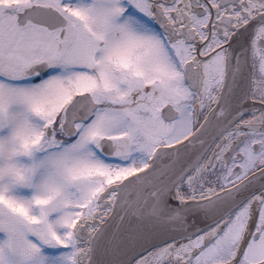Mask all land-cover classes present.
<instances>
[{
	"label": "snow or ice",
	"instance_id": "1",
	"mask_svg": "<svg viewBox=\"0 0 264 264\" xmlns=\"http://www.w3.org/2000/svg\"><path fill=\"white\" fill-rule=\"evenodd\" d=\"M0 264H264V0H0Z\"/></svg>",
	"mask_w": 264,
	"mask_h": 264
}]
</instances>
